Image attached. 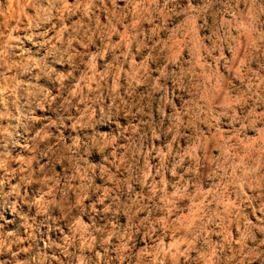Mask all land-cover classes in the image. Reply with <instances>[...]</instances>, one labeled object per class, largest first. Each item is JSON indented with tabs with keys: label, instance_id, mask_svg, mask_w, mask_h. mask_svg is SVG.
Returning a JSON list of instances; mask_svg holds the SVG:
<instances>
[{
	"label": "clouds",
	"instance_id": "obj_1",
	"mask_svg": "<svg viewBox=\"0 0 264 264\" xmlns=\"http://www.w3.org/2000/svg\"><path fill=\"white\" fill-rule=\"evenodd\" d=\"M0 264H264V0H0Z\"/></svg>",
	"mask_w": 264,
	"mask_h": 264
}]
</instances>
